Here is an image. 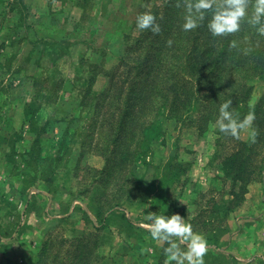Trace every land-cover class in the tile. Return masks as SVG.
I'll return each instance as SVG.
<instances>
[{"label": "rangeland", "instance_id": "obj_1", "mask_svg": "<svg viewBox=\"0 0 264 264\" xmlns=\"http://www.w3.org/2000/svg\"><path fill=\"white\" fill-rule=\"evenodd\" d=\"M167 1L176 0H0V264H37L52 233L87 235L91 264H166L149 211L178 213L203 234L204 264H264V156L236 204L212 125L199 132L160 115L144 139L125 128L120 147L107 149L114 165L128 160L94 182L106 163L96 142L116 126L100 133L98 105L137 15L155 6L161 15ZM250 83L245 117L264 110V80ZM256 135L252 121L239 139Z\"/></svg>", "mask_w": 264, "mask_h": 264}, {"label": "trees", "instance_id": "obj_2", "mask_svg": "<svg viewBox=\"0 0 264 264\" xmlns=\"http://www.w3.org/2000/svg\"><path fill=\"white\" fill-rule=\"evenodd\" d=\"M188 2L182 0L181 6L177 7V0L167 1L161 15H158V6L153 8L151 12L160 25L159 33L141 31L135 23L136 34L129 35L120 69L98 105L99 115L104 120L100 123V133L102 125L116 126L109 132V137H106L107 133L102 137V143L96 142L106 163L96 169L94 182H105L106 177L115 168V171L120 170L121 164L129 158L123 153L118 165L111 162L115 152L111 153L107 146L120 147L122 139L117 135L126 128L134 136L137 128L139 139H144L155 129L157 116L163 115L183 124L195 125L199 132L212 125L217 145L216 163L232 176V186L237 190L232 188L231 192L234 196L236 194V204H239L247 185L262 174L263 163H257L256 159L263 160L264 156V137L261 136L264 110L259 104L248 109L255 116L253 125L257 129L251 142L220 132L217 118L220 104L230 98L233 117L244 119L246 112L240 110L251 97L253 85L250 81L256 77L264 80V36L246 20L241 22L238 32L223 37L211 36L206 21L185 31L182 23L186 12L184 5ZM231 40L237 42L235 48L229 46ZM144 67H147L145 72ZM110 118L113 120L108 123ZM117 205L108 206L104 212ZM85 236L68 239L52 233L43 244L37 264H91L94 255L86 252L88 242L85 243Z\"/></svg>", "mask_w": 264, "mask_h": 264}, {"label": "clouds", "instance_id": "obj_3", "mask_svg": "<svg viewBox=\"0 0 264 264\" xmlns=\"http://www.w3.org/2000/svg\"><path fill=\"white\" fill-rule=\"evenodd\" d=\"M181 2L177 0V7L181 6ZM184 7L186 12L182 28L185 31L195 29L206 21L211 36L223 37L238 32L241 22L246 20L257 33L264 36V0H189ZM135 23L141 31L160 32L156 16L150 11L138 14ZM229 46L235 48L237 42L231 40ZM231 105L230 98L220 104L217 124L220 132L239 138L240 130L250 126L255 116L249 113L242 121L237 120L230 110ZM144 221L151 239L167 244L163 249L166 264H204V256L208 251L207 239L194 231L192 224L180 214L165 215L149 211L144 213Z\"/></svg>", "mask_w": 264, "mask_h": 264}]
</instances>
